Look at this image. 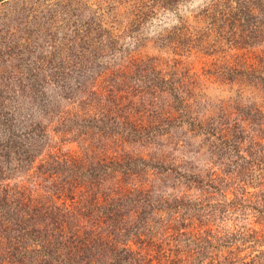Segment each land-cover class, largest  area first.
<instances>
[{
	"label": "trees",
	"instance_id": "obj_1",
	"mask_svg": "<svg viewBox=\"0 0 264 264\" xmlns=\"http://www.w3.org/2000/svg\"><path fill=\"white\" fill-rule=\"evenodd\" d=\"M199 16L208 36L214 33V45L223 39L245 45L264 40V0H217ZM188 31L182 25L167 43L178 49ZM194 40L189 36L183 45L190 48ZM71 43L69 68L82 80L64 85V71H36L53 62L46 55L33 69L27 61L28 87L0 89L5 135L0 139V264H264V236L259 239L258 231L235 234L209 226L218 214L250 207L244 204L246 188L240 199L228 202L222 194L224 200L211 203L199 194L220 190L225 178L215 171L203 174L165 154L145 158L126 149L153 144L186 125L193 135L204 136L213 162L226 166L233 182L263 187L264 106L240 109V120L231 126L217 118L199 120L181 94L184 83L173 81L174 66L164 72L154 58L114 62L118 36L100 20L78 28ZM30 44H17L19 60ZM62 44L55 48L61 51ZM223 69L229 80L264 93V55ZM181 75L192 92L195 79L188 70ZM48 80L61 83L63 103L41 102L45 91L37 84ZM136 80L146 83L136 86ZM20 93L38 101L47 124L33 121L16 129V109L8 103ZM68 140L82 153L63 150ZM259 195L248 203L264 220V190ZM239 241H253L258 253L242 255Z\"/></svg>",
	"mask_w": 264,
	"mask_h": 264
},
{
	"label": "rangeland",
	"instance_id": "obj_2",
	"mask_svg": "<svg viewBox=\"0 0 264 264\" xmlns=\"http://www.w3.org/2000/svg\"><path fill=\"white\" fill-rule=\"evenodd\" d=\"M215 1L217 0H177L174 3H167L171 2L169 0H0V89L9 91L28 87L31 80L27 75V61L29 68L33 69L32 63L38 57L46 55L53 62L39 70L35 69L36 71L47 74L64 71L68 74L62 81L64 85H73L75 79L82 80L81 74L77 75L69 68L71 59L68 61V58L71 53L68 46L72 44L78 28L85 29L91 21L100 20L104 27L110 28L118 36L120 52L116 53L114 62L118 63L122 58H154L164 72L170 71L171 66H174L177 74L172 76L173 81L177 83L176 86H183L180 82L184 83L181 94L191 104L192 115L199 120L217 118L221 122L229 121L227 124L231 126L233 120H240V109H247L252 105L264 106V93L245 81H231L221 72L225 64H232L236 60L250 64L258 55H264V40L245 45L236 39H223L214 45V33L208 36L209 32L199 15L206 6ZM140 12H143L141 18L138 17ZM182 25L189 31L184 35V41H181L179 48L173 49L174 45L167 43L166 38ZM189 36L193 40L200 37V41H192L189 48L187 43L183 45V42H189ZM25 40L32 42V45L23 50L27 60L24 57V61H21L16 57L20 50L17 44L19 46ZM61 44L62 50H57L55 47ZM7 45L12 46L11 50ZM58 63H63V69H59ZM185 70L195 79L192 92L182 81L181 73ZM149 79L159 82L158 77L153 74H149ZM46 83L37 84L45 91L42 101L39 100L50 104L57 101L63 103L59 98L61 83L49 80ZM132 83L136 86L142 85L139 80ZM13 98L8 104L16 109L17 120L13 123L17 124L16 129L33 121L47 124V118L41 113L38 101L28 97L26 93H20ZM48 131L51 135L50 126ZM4 136L0 129V139ZM203 138L202 135H193L183 125L169 135L156 138L153 144L128 146L126 149L145 158L165 154L168 161L173 158L172 162L177 164L187 163L203 174L215 171L225 178L219 186L220 190L213 193H193L211 203L224 200V194L229 202L235 198L240 199L243 189L246 188L249 193L246 196L248 201L244 204L251 207V203H248L250 198L259 197L264 186L233 182L230 175L224 173L227 171L226 166L213 162L216 158L210 154ZM79 147L78 143L68 140L63 145V150L81 154L82 149ZM97 151L101 152L100 149ZM250 207L243 211L225 213L221 217L218 214L212 218L213 222L209 226L235 234L256 230L261 239L264 236V220L258 218V214ZM237 244L241 248L245 246L242 255L252 253L253 256L258 253V246L253 241L245 245H241L239 241Z\"/></svg>",
	"mask_w": 264,
	"mask_h": 264
}]
</instances>
